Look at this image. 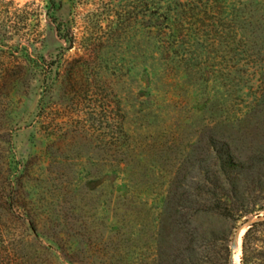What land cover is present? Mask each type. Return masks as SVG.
<instances>
[{
  "label": "trees",
  "instance_id": "16d2710c",
  "mask_svg": "<svg viewBox=\"0 0 264 264\" xmlns=\"http://www.w3.org/2000/svg\"><path fill=\"white\" fill-rule=\"evenodd\" d=\"M13 4L0 0V264H234L236 232L264 212V157L242 156L232 139L207 136L201 166L174 187L155 194L162 205L150 204L151 190L118 193L107 189L104 194H111L107 202L127 205L122 215L109 216L118 219L109 220L110 224L103 216L100 220L72 218L81 210L69 204L51 209L38 203L32 183H42L48 167L60 162L48 150L33 155L41 164L30 161L31 157L18 158L15 92L37 74L43 76L34 127L43 125L56 143L70 141L74 133L69 126L55 130L50 101L83 90L78 89L74 68L64 70L57 84L55 62H39L32 56L34 42L28 34L41 14L38 8ZM140 7L139 23H148L162 60L159 73L199 65L201 47L222 56L230 54L241 68L239 79L247 74L250 82H258L256 90L249 86L253 95L246 107L241 95L233 98L241 104L233 119L240 122L249 113L264 111V0H140ZM67 43L71 47L72 38L67 37ZM206 103L214 105L213 100ZM127 143L124 137L112 152L111 144H106L110 182L115 183L131 153ZM138 204L148 213L137 220V231L130 235L119 219H128ZM53 211L60 213L59 220L49 217ZM151 212L154 223L149 219ZM241 264H264V219L254 221L242 235Z\"/></svg>",
  "mask_w": 264,
  "mask_h": 264
},
{
  "label": "rangeland",
  "instance_id": "374dc122",
  "mask_svg": "<svg viewBox=\"0 0 264 264\" xmlns=\"http://www.w3.org/2000/svg\"><path fill=\"white\" fill-rule=\"evenodd\" d=\"M4 1H13L16 7L26 5L28 10L38 8L40 20L28 34L34 42L32 56L39 62H55L57 84L64 70L74 68L78 89L83 90L50 101L55 130L70 127L74 133L70 141L56 143L45 134L43 125L34 127L43 76L37 74L15 92L20 123L14 138L18 158L31 157L30 161L41 164L33 155L48 150L60 162L48 167L42 183H32V194L38 192L35 197L43 208L69 204L81 210L74 213L75 219L91 216V220H100L103 216L105 222L118 220L109 216L122 215L127 205L107 202L108 194L111 196L110 192L104 194L107 189L118 193L151 190L153 196H147L150 204L162 205L155 194L174 187L201 166L209 135L236 141L244 157H264V111L249 113L240 122L233 119L241 104L250 103L258 82H250L247 74L239 79V67L230 54L222 56L201 47L199 65L159 73L162 60L148 23L146 19L145 26L139 23L140 0ZM67 37L72 38L71 47ZM238 80L240 84H236ZM238 94L242 100L237 105L233 98ZM208 100L214 105L206 103ZM124 137L132 150L115 183L110 182L106 144H111L112 152ZM147 213L138 204L128 219H119V225L123 223L125 232L133 235L137 220ZM153 215L151 212L149 219L154 223ZM49 217L59 220L61 215L53 211ZM259 218L264 219V212ZM249 226L244 224L236 232L234 264H241V237ZM103 235L110 237L107 231Z\"/></svg>",
  "mask_w": 264,
  "mask_h": 264
},
{
  "label": "water",
  "instance_id": "95a60500",
  "mask_svg": "<svg viewBox=\"0 0 264 264\" xmlns=\"http://www.w3.org/2000/svg\"><path fill=\"white\" fill-rule=\"evenodd\" d=\"M257 220H260L259 216L256 217L255 219H253V220L247 222L246 225H251L254 221H257ZM245 231H246V230H245ZM244 233H245V232H244ZM244 233H243V234H244ZM241 239H242V237H241ZM237 248H238V234L236 233V235H235V239H234V242H233L234 254H235V251H236Z\"/></svg>",
  "mask_w": 264,
  "mask_h": 264
}]
</instances>
